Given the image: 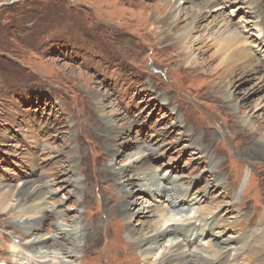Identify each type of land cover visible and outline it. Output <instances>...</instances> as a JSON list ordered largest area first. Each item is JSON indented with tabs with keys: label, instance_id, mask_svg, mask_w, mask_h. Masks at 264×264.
Segmentation results:
<instances>
[{
	"label": "rangeland",
	"instance_id": "obj_1",
	"mask_svg": "<svg viewBox=\"0 0 264 264\" xmlns=\"http://www.w3.org/2000/svg\"><path fill=\"white\" fill-rule=\"evenodd\" d=\"M177 11L168 33L164 20ZM190 28L196 31L182 47L175 34ZM260 42L264 0H0V264H116L111 254L102 255L110 228L109 237L119 231L116 241L124 246L117 264L144 257L141 247L129 249L133 230L114 225L122 218L113 206L121 195L131 196L101 174L104 164L126 169L130 192L152 214L142 224L140 213L136 228L163 230L200 214L215 217L222 225L214 231L230 239L223 252H243L222 264H264ZM224 65L239 83L231 99L212 85L218 77L211 72ZM105 122L113 123L110 136ZM87 137L97 149H87ZM146 169L174 178L200 202L162 222L167 204L138 178ZM34 179L52 184L44 200L61 216L46 213L41 202L10 207L15 190ZM78 215L82 231L94 235L68 256L71 262L61 263L56 224H75ZM19 219L42 239L43 257L20 242L32 237ZM201 228L198 221L192 253L183 245V262L220 254L214 247L220 239L210 241ZM182 239H162L149 261L155 264Z\"/></svg>",
	"mask_w": 264,
	"mask_h": 264
},
{
	"label": "bare ground",
	"instance_id": "obj_2",
	"mask_svg": "<svg viewBox=\"0 0 264 264\" xmlns=\"http://www.w3.org/2000/svg\"><path fill=\"white\" fill-rule=\"evenodd\" d=\"M177 14H178V11L176 13H172V15H169L167 20L166 19L164 20V24L168 23V26L165 28L168 33H170L172 31V28L174 27L173 18L175 19V21H178L179 19L178 17H175L177 16ZM195 31L196 30L194 28H190L188 31H183V32L175 34V37L178 39L177 42L182 47H186L187 42L189 43L192 39L191 33ZM227 43L230 45L231 41H228ZM256 50L258 52H262V54L264 55V43L260 42L259 44H257ZM249 55L250 53H248V50L244 48L243 57L247 60ZM239 56L240 58H242L241 53L239 54ZM211 73L216 74L218 77V81L212 84L214 88L220 91L227 92L226 97L228 99H231L234 96L235 90L239 86V83L236 81L237 79L235 78V73L233 72V70L228 65H224L222 67L216 68L215 71ZM231 88H233L234 91L231 90ZM105 124L107 125L106 127L107 136H110L111 134L110 130L112 128L111 129L109 128L113 123L105 122ZM97 131H99L98 127H97ZM230 136H231L230 137L231 141L234 142V146L236 150V139L233 136L232 132L230 133ZM87 140L88 142L87 141L86 142L88 143V145L86 147L88 150L89 148L97 149L94 145L95 143L92 145V142L89 137H87ZM259 144L260 146H262L260 147L261 151H263L264 140L260 141ZM106 146L108 148L113 145L107 142ZM104 154H105L104 156H107L106 153ZM146 155L148 156V154ZM78 158L80 160L82 159L80 158V156ZM101 158L107 160L106 157H101ZM103 166L106 167V170L103 171L101 169V174L103 176L110 175V177L112 178V181L119 185L120 190L126 193L127 195L131 196L130 199H127L126 196L121 195L117 205L113 207L117 208V211L120 215L119 218H122V219L116 220L114 225L121 226L122 224H124L125 226V223H126L129 226V229L133 230L132 233L135 236L136 241L132 242L129 245V249H132L134 252H138V249L141 247V250L144 254L143 255L144 257H141L140 259L136 257V260H132L131 261L132 264H152L149 261V257L153 254H156V252L158 251L157 248L161 240L167 237L170 238L172 236H177V235L178 236L182 235L183 239L180 240L181 243L174 244L169 248L168 251H164L161 257L157 260L155 264H190V263L191 264H222L223 258H226L230 261L238 260V258L242 255L243 253L242 251H238L235 254H232V253L226 254L225 252H223L224 250L228 249L229 245L228 244L222 245V244L227 242V240H230V239L229 238L223 239L225 235L224 233H221L219 231L218 232L214 231L215 228H218L217 230H221V225H222L220 223H217V220L215 217L212 219H204L202 215L200 214L198 216V219L200 220L191 221V224L188 223V224L175 225L172 227H167L166 229H163V230L157 227L155 228L150 227V229L136 228L135 218L139 216L140 213H143L141 214V217H143V221H141L142 224L150 222L149 216H152V214L151 213L146 214L145 210H142L141 208L142 206H140L139 204L138 197L133 196L132 191L130 192L129 185L131 184L130 182L131 179H130V175L126 173L125 168L117 167V165L116 166L111 165V167L109 168H107L106 164H104ZM155 173L157 174L156 169H155ZM157 175H155L153 172L146 169L140 173L138 178L141 184L144 187H146L147 190H154L155 193L159 197H161V203L167 204L166 211H167L168 216L165 213H162V216L160 219L162 222L168 221L170 218L172 220V216L174 213H181V212L189 211V208H190L189 206L190 204H192V202H195V203L200 202L201 199L198 200L197 197H194L190 200V194L188 193V190L184 188L183 184H181L180 182H176L174 178L170 176H166V175H162V176L160 174H157ZM54 178L55 180L52 181V184H58L57 179L59 178V175L58 177L55 176ZM215 181L217 182L220 180L219 178H216ZM52 184L50 182L40 179V180H35L34 182L29 183L28 185L15 190L14 195H13L14 201L9 203L10 207L15 210L17 208H20L21 206L31 207L34 204L41 202L43 203L42 209L46 210V213L50 211V212H55L61 216L62 213L59 210L57 212L56 209L53 207V204L49 205L50 202L44 200L45 195L49 194V192L51 191L50 186ZM167 184H171V185L169 186ZM80 219H81V216L78 215V220L75 224H68V223H63V222L62 223L57 222L56 224L54 238L58 239L57 242L60 244L61 249H62L63 256L60 261L61 263H68L69 261L71 262V259L69 260L68 256L75 255V252H78L81 249L79 244L85 238L89 236L91 237L94 235V233L89 234V232L82 231L81 225H83L84 223L80 222ZM187 219L188 218L184 220H187ZM198 221L201 222V225H202L201 229L203 230V233L206 234L210 238V241L216 242L218 239H220L218 240V243H215L214 245V247L217 246L220 254L218 255L217 258L215 257L212 260H208V262L207 261L201 262L199 259L196 261L188 259L187 261L183 262L182 261V256H183L182 249L184 248L183 245L188 247L190 251L189 253H192L191 244L195 243L198 245V241L195 238L192 239V235H193L192 233L196 229V225ZM18 223L21 226H23L27 230L28 235L32 237L24 242L22 238L20 241L22 245L23 246L24 244L27 245L28 246L27 249H30L29 246H32L31 248H33L32 249L33 254L38 255L37 257H43L42 239L37 237L36 234L35 235L33 234V232L31 231L32 226L30 224L25 223V221L21 219L18 220ZM126 231H127V227H126ZM110 232H111V228L105 230L102 236L101 247L104 248L102 249L104 251L102 255L108 257L111 254V257H110L111 261L110 260L108 261H110V263L117 264V262H119L122 258L119 249L121 248L124 249V246L121 244H118L116 241L117 235L120 234V232L118 231L117 235L113 236L115 240L109 237ZM24 233L26 234V232ZM89 240H92V239H89Z\"/></svg>",
	"mask_w": 264,
	"mask_h": 264
}]
</instances>
